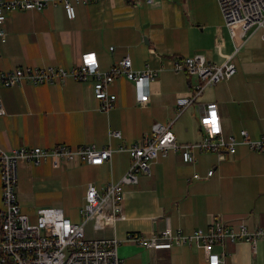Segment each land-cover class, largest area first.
I'll return each instance as SVG.
<instances>
[{"label": "crops", "instance_id": "crops-1", "mask_svg": "<svg viewBox=\"0 0 264 264\" xmlns=\"http://www.w3.org/2000/svg\"><path fill=\"white\" fill-rule=\"evenodd\" d=\"M72 4L74 19L68 18L62 4L8 13L2 25L6 37L0 39V71L17 66L69 70L81 64L84 53L95 52L100 70L106 72L128 56L134 70H157L150 100L138 104L133 82L126 77L109 85L115 98L109 111L101 110L95 98L94 77L0 86L3 149L109 144L116 148L119 143H138L152 133L155 123L171 122L176 99L189 95L197 81L196 76L175 70L173 59L197 53L212 63L231 58L236 66L233 76L208 86L199 98L217 104L224 134L240 138V130L245 129L253 140L264 135V39L260 30L246 37L239 27L230 31L217 0H74ZM109 130H120L122 138L109 139ZM171 130L180 143L203 138L195 104L174 121ZM130 163L126 151H113L101 165L80 159L61 161L59 166L50 160L40 165L22 160L17 185L21 211L35 221L37 209L60 207L78 222L72 211L81 218L89 184L101 190L118 181ZM211 169L213 174L207 176ZM195 173L201 178L195 179ZM2 199L0 179V210ZM122 211L123 219L97 232L92 229L87 237L117 238L124 264H209L202 248L148 249L128 236L161 232L167 224L191 232L217 220L264 230V152L239 144L233 155L223 159L213 152H197L195 161L186 162L182 150L172 151L153 161L150 173H140L136 184L124 187ZM215 250L226 252L221 264H264V241L252 246L244 240H226Z\"/></svg>", "mask_w": 264, "mask_h": 264}, {"label": "built area", "instance_id": "built-area-1", "mask_svg": "<svg viewBox=\"0 0 264 264\" xmlns=\"http://www.w3.org/2000/svg\"><path fill=\"white\" fill-rule=\"evenodd\" d=\"M74 0H0V39L5 40L6 33L2 25L8 13L13 10H41L50 4H62L70 19L76 17L72 4ZM83 2L104 0H76ZM153 3L155 0H146ZM224 17L225 26L232 31L239 27L242 36L260 30L264 39V0H217ZM234 34V32H232ZM113 49V46L110 47ZM172 65L175 70L188 72L196 76L190 94L176 99L175 117L167 125L155 123L150 135L129 146L119 143L116 148L109 144L103 148L78 146L72 148L57 145L52 148L19 147L5 150L0 146V179L2 183L3 207L0 210V264H124L117 252L119 240L114 237H87L86 226L92 225L94 232L123 219L122 200L124 187L136 184L140 173H150V165L160 157H167L170 152L182 150L186 162L195 161L197 152H213L220 159L227 154L233 155L239 144L264 152V135L253 140L247 130H240V138L225 135L217 104L204 102L199 98L211 85L230 78L236 73V66L228 58L223 63L207 61L201 53L184 57H175ZM158 75L157 70L146 67L134 70L132 60L126 56L102 72L95 52L82 55L81 64L72 69L57 66L31 67L17 66L0 71V86H15L22 82L34 85L63 82L72 77L78 81L95 78L94 94L100 109L109 111L115 105V98L109 93V85L117 78L126 77L134 85V96L138 104H146L151 97V81ZM195 104L199 124L204 136L196 142L180 143L171 130V125L191 105ZM0 113H4L0 105ZM109 139L122 138L120 130H109ZM113 151H126L131 156L128 170L118 181H111L101 190L89 184L85 201L80 209L81 222H74L66 217L60 207L39 208L35 221L21 211L17 200L18 164L24 160L40 165L50 160L54 166L61 161L80 159L88 164L101 165L110 159ZM213 174V169L207 176ZM201 178L199 173L193 176ZM129 240L148 249H170L173 246L187 245L202 248L209 264L224 262L225 251L217 252L216 246H222L226 240H241L255 246L264 241V230H250L244 223L230 226L217 220L206 228H197L191 232L182 229L173 230L167 224L161 232L147 234H129Z\"/></svg>", "mask_w": 264, "mask_h": 264}, {"label": "rangeland", "instance_id": "rangeland-1", "mask_svg": "<svg viewBox=\"0 0 264 264\" xmlns=\"http://www.w3.org/2000/svg\"><path fill=\"white\" fill-rule=\"evenodd\" d=\"M38 210V209H37ZM72 217H74V218H77L78 220V222H81L82 221V218H80V216L78 215V213H75V210H73L72 211ZM71 220H73L74 222L76 221V220H74V219H71ZM92 227L90 226V225H88L87 227H86V233H87V235H90V234H92Z\"/></svg>", "mask_w": 264, "mask_h": 264}]
</instances>
